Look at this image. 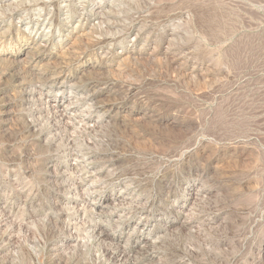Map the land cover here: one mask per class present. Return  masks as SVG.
Returning a JSON list of instances; mask_svg holds the SVG:
<instances>
[{
	"label": "rangeland",
	"instance_id": "rangeland-1",
	"mask_svg": "<svg viewBox=\"0 0 264 264\" xmlns=\"http://www.w3.org/2000/svg\"><path fill=\"white\" fill-rule=\"evenodd\" d=\"M0 264H264V0H0Z\"/></svg>",
	"mask_w": 264,
	"mask_h": 264
}]
</instances>
